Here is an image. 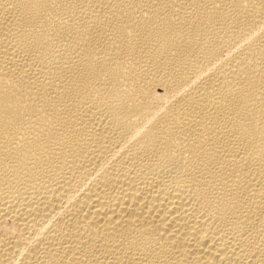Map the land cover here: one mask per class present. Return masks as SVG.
Wrapping results in <instances>:
<instances>
[{"label": "bare ground", "instance_id": "6f19581e", "mask_svg": "<svg viewBox=\"0 0 264 264\" xmlns=\"http://www.w3.org/2000/svg\"><path fill=\"white\" fill-rule=\"evenodd\" d=\"M0 264H264V0H0Z\"/></svg>", "mask_w": 264, "mask_h": 264}]
</instances>
